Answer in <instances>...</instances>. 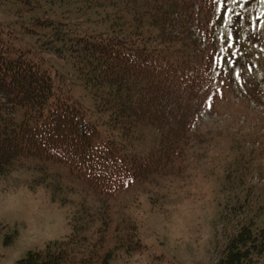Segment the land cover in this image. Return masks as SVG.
I'll use <instances>...</instances> for the list:
<instances>
[{
    "label": "rangeland",
    "instance_id": "obj_1",
    "mask_svg": "<svg viewBox=\"0 0 264 264\" xmlns=\"http://www.w3.org/2000/svg\"><path fill=\"white\" fill-rule=\"evenodd\" d=\"M211 1L212 34L201 37L196 21L192 27L202 48L207 47L212 75L184 157L105 199L66 163L20 157L0 177V245L14 264L29 251L66 240L73 219L83 245L99 244L103 235V246H96L97 257L90 264H101L108 251L109 264H218L241 216L264 225V156L257 154L264 152V0ZM153 2L0 0L2 37L49 69L61 93L83 102L100 129V141L125 140L128 149L148 152L159 144V131L144 122L135 137L127 138L112 128L110 112L104 110L107 94L86 84L65 40L139 25L144 35H158L142 15ZM8 112L23 117L18 107ZM248 172L245 188L230 179L239 181ZM239 197L249 198L240 217L231 212ZM137 242L141 248L132 249ZM91 248L71 264H84Z\"/></svg>",
    "mask_w": 264,
    "mask_h": 264
},
{
    "label": "trees",
    "instance_id": "obj_2",
    "mask_svg": "<svg viewBox=\"0 0 264 264\" xmlns=\"http://www.w3.org/2000/svg\"><path fill=\"white\" fill-rule=\"evenodd\" d=\"M211 5V0H154L142 15L148 27L158 28V35H144L139 25L130 31L74 34L65 40V50L86 84L107 94L104 110L110 112L112 128L127 138L135 137L144 122L159 131V144L148 152L128 149L125 140L100 141V129L83 102L61 93L49 69L25 51L7 45L0 26V177L20 157L52 160L68 164L76 177L105 199L165 169L175 157H184L212 75L207 47L202 48L192 27L196 21L201 37L212 34ZM10 107L22 109V119L11 115ZM257 154L264 156L261 150ZM249 174L240 182L230 179L245 188ZM249 192H255L253 184ZM247 200L243 197L231 207L234 216H241ZM71 226L62 243L29 251L16 264H71L88 247L92 250L81 263H92L96 246H103V235L99 244L83 245L74 219ZM236 226L217 263L264 264V225L241 216ZM137 243L132 249L141 248ZM110 259L108 251L101 264Z\"/></svg>",
    "mask_w": 264,
    "mask_h": 264
},
{
    "label": "clouds",
    "instance_id": "obj_3",
    "mask_svg": "<svg viewBox=\"0 0 264 264\" xmlns=\"http://www.w3.org/2000/svg\"><path fill=\"white\" fill-rule=\"evenodd\" d=\"M0 264H14V259L9 256L8 249L2 245H0Z\"/></svg>",
    "mask_w": 264,
    "mask_h": 264
},
{
    "label": "snow or ice",
    "instance_id": "obj_4",
    "mask_svg": "<svg viewBox=\"0 0 264 264\" xmlns=\"http://www.w3.org/2000/svg\"><path fill=\"white\" fill-rule=\"evenodd\" d=\"M211 107V105H209Z\"/></svg>",
    "mask_w": 264,
    "mask_h": 264
}]
</instances>
